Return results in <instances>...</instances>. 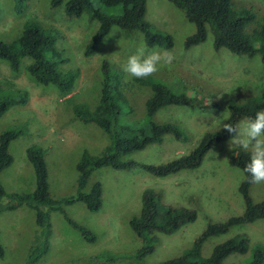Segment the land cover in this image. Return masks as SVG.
<instances>
[{
  "label": "rangeland",
  "instance_id": "rangeland-1",
  "mask_svg": "<svg viewBox=\"0 0 264 264\" xmlns=\"http://www.w3.org/2000/svg\"><path fill=\"white\" fill-rule=\"evenodd\" d=\"M233 1L238 8L249 10L255 16V22L264 16V0ZM92 3L105 14L120 12L119 8L104 7L98 0H92ZM29 20L40 21L61 33L56 47L64 51L63 58L68 61L58 69L62 72L77 69L78 76L73 91L65 95L53 85L38 84L26 72L28 58L21 59L17 73L0 60L2 94L16 101L18 90L27 93L25 105L11 106L0 118V135L9 130L20 133L9 146L13 163L0 174V183L7 193H32L35 178L26 150L41 147L46 151L44 160L50 194L57 199L75 196L76 166L82 154L100 155L109 140L94 124L85 125L78 121L74 117V109L96 105L103 60L122 70L128 57L138 49L150 51L153 48L144 44L140 32L112 27L95 53L84 56L98 23L90 20L86 13L79 18L68 17L63 6L53 9L49 0H26L19 11L14 0H0V41L9 43L17 39L24 23ZM145 21L153 30L168 32L172 36L173 47L169 51L175 57L170 66H158L159 71L149 77L175 94L190 99L183 106L164 107L153 117L156 123L176 126L181 137L179 140L167 134L161 143L149 145L127 157L139 164L157 165L189 154L206 132L220 131L221 122L216 119L226 109L229 117V99L234 98L241 103L258 96L264 90V64L260 62L258 53L245 57L233 55L226 49L215 51L210 31L203 43L185 49V39L194 34L195 26L168 0H146ZM246 31L248 35L252 33V23L247 25ZM123 81L127 100L122 104L119 124L130 128L147 126L145 102L151 95L150 89L134 83L133 78L126 79L124 72ZM230 141L214 145L199 168L164 178L148 174L140 167L94 170L86 191L95 182L101 184V209L92 213L84 204L75 203L64 207V210L70 219L86 227L95 241L86 242L59 212H51L49 251L36 264H89L92 258H95L93 264H160L184 255L208 224L225 222L244 211V201L238 192L244 174L228 164L229 154L242 149L230 145ZM146 189L159 193L166 205L194 209L196 220L172 235L159 234L154 251L141 263H136L132 256L141 248L142 242L130 229L129 221L139 215L142 192ZM250 198L253 203L264 202V182L251 185ZM5 203L6 199L3 200ZM36 230L34 212L26 206L1 213L0 244L4 257L0 258V264H26ZM238 235L248 237L249 249L244 255L228 256L224 264H247L258 247L264 248V219L235 226L226 234L210 237L202 245L201 257H210L217 245ZM111 257L118 258L109 260Z\"/></svg>",
  "mask_w": 264,
  "mask_h": 264
},
{
  "label": "trees",
  "instance_id": "trees-1",
  "mask_svg": "<svg viewBox=\"0 0 264 264\" xmlns=\"http://www.w3.org/2000/svg\"><path fill=\"white\" fill-rule=\"evenodd\" d=\"M26 0H14L16 9ZM106 8H119L116 14H105L96 9L92 0H49L51 8L63 6L68 17L79 18L84 13L90 20L99 25L90 43L84 51V56H91L103 42L112 27L122 30L137 31L143 35L144 44L148 48L156 46L162 50L173 47L172 36L168 32L155 31L145 21L146 0H98ZM182 11L185 19L195 26L194 34L188 36L184 48L189 49L203 43L208 31L213 35L215 51L226 49L233 55L252 57L255 53L260 56L264 64V16L255 22V16L247 9L238 8L233 0H168ZM253 24V31L247 34L246 27ZM61 33L51 26L37 20L24 23L20 36L9 43L0 41V60L5 61L10 69L17 73L21 59L28 58L26 72L40 85H53L65 95L70 94L78 76V70L62 72L58 66L68 61L63 58L64 51L56 47ZM101 83L99 97L93 108L88 106L76 107L74 117L81 123L94 124L108 137V145L98 156H91L84 152L76 170L78 173L75 196L57 199L50 194L48 170L44 160L45 149L30 147L26 150V157L34 171L35 189L32 193H7L0 183V214L15 211L26 206L35 215L36 232L29 249L26 264H36L49 251V241L52 233L51 212H59L65 222L88 243H93L95 237L84 226L70 219L64 207L75 203H82L89 212H98L102 207V187L99 182L93 183L86 191L89 178L94 170L109 167L115 170H129L140 167L143 171L155 177L164 178L181 171L199 168L210 149L220 143L232 139L234 134L223 128L217 132H206L198 145L186 155L163 164H139L127 157L134 152L142 151L147 146L159 144L167 134H172L179 140L180 134L176 126L153 121L155 114L168 106H183L190 102L184 95H177L161 82L152 77L134 79L136 84L150 89L151 95L145 102V112L149 120L147 126L130 128L119 124L126 96L124 95L123 72L115 68L108 60L101 64ZM16 101L2 94L0 86V118L13 105H25L27 93L18 90ZM127 100V99H126ZM230 115L226 123L235 124L244 116L255 117V113L264 109V90L258 96L250 97L239 103L234 98L227 102ZM127 134V136H125ZM20 133L9 130L0 135V174L11 166L13 158L9 153L12 141ZM250 160V154L242 150H234L229 154L228 164L240 169L244 179L238 186V192L244 201V211L222 223L208 224L202 234L196 238L191 249L184 255L164 261L160 264H224L225 259L232 254L244 255L249 249L246 235H238L217 245L210 257L202 258L200 251L204 242L210 237L226 234L232 227L252 224L264 219V202L253 203L250 198V176L243 171ZM6 203L3 204V200ZM142 207L137 217L129 221L132 232L142 242V246L132 259L136 263L141 261L155 249L159 241L158 235H172L183 226L196 220V211L190 208L174 207L161 201V195L151 189L142 192ZM4 257V249L0 244V258ZM117 259L118 257H111ZM93 259L89 264H93ZM233 264V263H232ZM247 264H264V248L258 247Z\"/></svg>",
  "mask_w": 264,
  "mask_h": 264
},
{
  "label": "clouds",
  "instance_id": "clouds-1",
  "mask_svg": "<svg viewBox=\"0 0 264 264\" xmlns=\"http://www.w3.org/2000/svg\"><path fill=\"white\" fill-rule=\"evenodd\" d=\"M175 57L169 50H159L153 46L152 50L140 48L128 57L122 66L126 79H144L159 71V67L170 66ZM229 111L226 109L217 121L228 133L234 134L230 145L238 146L250 154V160L243 171L250 176V183L264 182V109L255 113V117L244 116L235 124L225 123ZM220 127V128H221Z\"/></svg>",
  "mask_w": 264,
  "mask_h": 264
}]
</instances>
